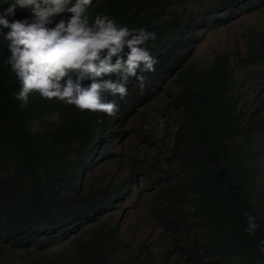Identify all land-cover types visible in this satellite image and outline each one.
<instances>
[{"label": "trees", "instance_id": "obj_1", "mask_svg": "<svg viewBox=\"0 0 264 264\" xmlns=\"http://www.w3.org/2000/svg\"><path fill=\"white\" fill-rule=\"evenodd\" d=\"M186 1L92 0L90 22L107 14L121 26L156 34L143 45L157 61L155 71L137 73L145 87L131 77L127 96L104 94L118 105L114 117L38 92L21 107L22 82L7 64L3 34L9 30L0 26V264H264L258 249L264 197L256 194L264 178V107L245 121L240 105L246 85L264 84V75L253 71L264 64V31L249 30L253 39L244 56L217 54L206 69L194 62L209 31L261 9L264 0H201L192 12L182 8ZM10 2L0 0V12ZM70 16L65 11L48 27ZM7 18L30 21L32 13L17 9ZM162 93L165 112L179 118L172 145L167 153L161 148L164 157L157 152L156 163L135 158L136 175L96 173L101 163L115 161L113 143L136 106ZM140 176L155 186L158 244L136 243L112 220ZM249 215L258 225L254 236L245 231ZM68 242L65 252L51 253Z\"/></svg>", "mask_w": 264, "mask_h": 264}, {"label": "clouds", "instance_id": "obj_2", "mask_svg": "<svg viewBox=\"0 0 264 264\" xmlns=\"http://www.w3.org/2000/svg\"><path fill=\"white\" fill-rule=\"evenodd\" d=\"M91 5L92 0H75L74 4L73 0H11L0 12V26L9 30L3 34L11 53L7 64L22 82L16 95L21 107L27 105L30 93L38 92L44 99H57L80 111L114 117L118 105L106 102L105 93L127 96L131 77L141 89L145 87V76L137 73L155 71L157 61L143 45L155 40L156 34L143 27L121 26L107 14L90 22L87 10ZM17 9H30L32 19L10 22L7 17L15 16ZM65 11L71 13L67 21L61 19L48 27ZM125 47L129 50L126 58L121 55ZM72 74H76L75 81ZM113 74L118 80L104 79ZM86 79L91 80L87 87L83 86ZM247 220L245 231L254 236L256 217L249 215ZM258 249L264 253V240L259 241Z\"/></svg>", "mask_w": 264, "mask_h": 264}, {"label": "rangeland", "instance_id": "obj_3", "mask_svg": "<svg viewBox=\"0 0 264 264\" xmlns=\"http://www.w3.org/2000/svg\"><path fill=\"white\" fill-rule=\"evenodd\" d=\"M200 2L201 0H187L182 8L186 12L196 11L200 7ZM249 30L251 33L264 31V6L245 16L240 15L232 21L230 20L225 27L209 31L197 47L194 57L195 65L206 69L205 67L217 54H229L232 60L236 53L244 56L253 39ZM253 71L264 75V64L253 68ZM170 86L169 83L165 88ZM244 89L245 101L240 105L245 104L243 119L247 121L254 108L264 107V84L249 83L242 90ZM167 104L165 93L150 103L138 104L127 118L124 127L125 133L120 136L117 142L113 143L116 153L115 161L101 163L95 170L96 173L104 172L110 176L115 174L117 178L127 176L131 171H134L136 175L139 164L135 158L142 159L146 163H156L158 157L155 156L158 152L162 159L164 153H167V148L173 143L172 134L179 122L176 113L165 112ZM158 110H160L159 115ZM150 132H153L152 136L145 139L144 137ZM154 189L155 186L151 180L140 176L138 186L133 187L132 194L122 202L119 209L112 213V220L118 222L128 238L133 239L136 243L149 240L158 244L161 238V229L153 217ZM256 194L257 197H264V178ZM261 206L264 214V199ZM69 246V242L59 245L54 247L51 253L60 254L65 252ZM21 254L20 252L19 255Z\"/></svg>", "mask_w": 264, "mask_h": 264}]
</instances>
